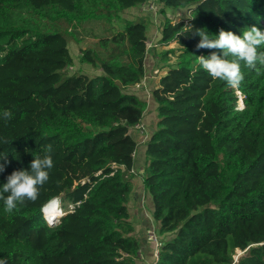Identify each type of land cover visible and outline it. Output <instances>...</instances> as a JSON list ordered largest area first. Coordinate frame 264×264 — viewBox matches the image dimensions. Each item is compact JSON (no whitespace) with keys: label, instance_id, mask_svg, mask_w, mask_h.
I'll return each mask as SVG.
<instances>
[{"label":"trees","instance_id":"trees-1","mask_svg":"<svg viewBox=\"0 0 264 264\" xmlns=\"http://www.w3.org/2000/svg\"><path fill=\"white\" fill-rule=\"evenodd\" d=\"M144 1L0 0V154L9 161L0 187L35 156L54 161L35 202L7 214L0 200L7 264H136L128 202L138 143L130 128L147 103L128 88L144 77L147 27L125 20L79 50V65L99 71L92 76L69 70L76 61L68 42H79L78 24ZM159 1L189 15L166 18L159 40L175 44L166 51L175 63L152 92L158 121L141 172L165 236L154 264H231L237 249L236 264H264V67L258 74L242 62L245 79L231 89L199 67L197 57L219 50L197 49L201 37L186 28L210 39L221 29L264 32V0ZM53 198L57 223L44 217Z\"/></svg>","mask_w":264,"mask_h":264},{"label":"clouds","instance_id":"clouds-1","mask_svg":"<svg viewBox=\"0 0 264 264\" xmlns=\"http://www.w3.org/2000/svg\"><path fill=\"white\" fill-rule=\"evenodd\" d=\"M195 35L201 37L196 45L197 49L207 48L216 49L210 56H199V67L206 71L213 79L226 82L231 89H238L245 79L242 71L243 66L260 73L264 67V32L256 26L247 28L242 35H237L231 31L221 29L216 39H210L209 34L202 29H192ZM231 57V59H229ZM5 121L12 118V112H3ZM51 145H48L46 152L51 153ZM0 173H3L9 164L7 155L0 154ZM54 167L51 155L43 157L35 156L30 164V170H15L8 177L7 182L0 187V200L4 203V211L12 214L19 210V206L24 205L25 201L35 202L40 194V189L49 180L50 170ZM49 205L54 211H58V216H51L50 223H55L60 217V209L57 207L55 198L51 199ZM0 264H7L6 260L0 259Z\"/></svg>","mask_w":264,"mask_h":264},{"label":"rangeland","instance_id":"rangeland-1","mask_svg":"<svg viewBox=\"0 0 264 264\" xmlns=\"http://www.w3.org/2000/svg\"><path fill=\"white\" fill-rule=\"evenodd\" d=\"M153 1L156 7L155 10L151 9L147 3H143L119 12L118 17H103L99 19H90L84 23H80L75 28V31L77 32V35L80 38L78 42L79 44L74 43L72 41L68 42V45H70L69 50L76 61L80 54L79 50L83 49L86 46H95L94 43L99 37H102L106 33L111 32V30L110 31L109 29L107 30L108 27L110 29L118 30L122 28L125 20H129L132 22H137L140 20L143 21L145 27H147L146 29L147 36L149 35L153 39L151 42L150 41L151 38L149 39V37H147V42L149 44L152 43V45L156 44V46L151 45L152 47L147 49L144 42V46L146 50H149V53L147 52V54H145V59H144V68H145L144 77L141 80V82L128 88V91L134 92L140 99L145 100L147 103V107L144 111V119L142 122L139 123L140 127L136 128L135 126H133L130 128V132L136 137L137 143L139 145L143 144L146 141L147 134L151 133L152 132L151 130H154L156 128V123L158 121L156 115L157 113L156 102L152 96V92L157 87H159L161 83L160 78L164 76L168 71V65L172 66L175 63V57L171 53L166 52L168 49L173 48L175 44L173 42H170L169 44L166 45H162L159 43L163 21L166 18H169L171 22H177L179 19L178 18L179 16H175L177 11L180 12L181 14L180 16L183 19H186L189 15L187 8L176 9L166 6L163 2L159 0H153ZM144 41L146 40L144 39ZM162 56L168 57L166 62L162 60ZM81 67L82 66H80L76 61V63L73 64V66L70 67L69 70L75 71L80 68L79 70L83 71L84 73H87L90 76L95 74V73H89V72H93L91 68H88L87 66H85L86 68L84 67L81 68ZM240 98L241 97L238 96L236 102L238 108H239L238 105ZM149 116L151 118L147 119V117ZM148 121L149 123H147ZM132 169L138 172V175L135 176V182L133 184L134 188L139 183L141 187L144 188L143 184L141 183L142 168L136 169L132 167ZM84 181H86V179ZM132 199H133V195L131 196V199L128 202L131 222L136 225L142 219L141 217L147 218L148 221L152 220L148 202H145L144 199H142V201L140 202V207L144 214V216H141V214H139L140 213L139 209L133 205L134 202L132 201ZM68 208L70 209V205L68 206ZM145 210L148 211V214H145ZM57 222L58 220L55 221V223ZM154 223L155 221L153 222V224ZM156 226L158 228L157 224ZM143 233H144V229H143ZM235 253H236L235 257H239L243 253V251L238 250L235 251Z\"/></svg>","mask_w":264,"mask_h":264},{"label":"crops","instance_id":"crops-1","mask_svg":"<svg viewBox=\"0 0 264 264\" xmlns=\"http://www.w3.org/2000/svg\"><path fill=\"white\" fill-rule=\"evenodd\" d=\"M68 47L70 49V45H68ZM80 66H82L84 68H86L85 66H87L88 68H91V70L93 72H89V73H97V72H99L98 70H94L90 65H87V64H81ZM150 116L147 117V119L151 118ZM143 119H144V113H143V117H142L140 122H142ZM149 121L147 123H149ZM145 126H148V125H145ZM151 131H153V130H151ZM150 134L151 133L147 134L146 141L143 144H140V145L138 144V146H137V151L135 153L134 161H133V164H132V167H134L136 169L137 168H142L143 169V167H144L146 143H147V140H148V137H149ZM134 182H135V178H134ZM142 199H144L145 202H148L150 213H151V216H152V211H153L152 199H151L149 193L143 187H141V185L139 183L137 186H135V188L133 190V199H132V201L134 202L133 205L136 206L139 209V211H140L139 214H141V216H144L143 211L141 210V207H140V202L142 201ZM145 214H148L147 210H145ZM141 218L142 219L140 220V222H138L136 225L133 224L134 225V234L138 238L139 244L142 247H144V249H145V259L146 260H152L151 248H150V246H148L145 243L144 235H143V229H144L145 225L152 224L154 222L153 221L154 219L152 217V220L148 221L147 218H143V217H141ZM167 237H169V236H167Z\"/></svg>","mask_w":264,"mask_h":264},{"label":"built area","instance_id":"built-area-1","mask_svg":"<svg viewBox=\"0 0 264 264\" xmlns=\"http://www.w3.org/2000/svg\"><path fill=\"white\" fill-rule=\"evenodd\" d=\"M143 3H147L148 6L155 10V4H154V1L153 0H147V1H144L140 4H143ZM139 4V5H140ZM180 12L177 11L176 12V15L175 16H179L178 18V21L179 20H182L183 18H181L180 16ZM173 20V19H172ZM174 21V20H173ZM143 22V21H142ZM145 25V24H144ZM147 37H149V39L151 38L149 35L147 36V32H146V38H145V45H146V48L149 49L150 47L152 46H156V44L152 45V43H148L147 42ZM152 38L150 39V41L152 42ZM154 42V41H153ZM152 45V46H151ZM136 85V84H135ZM141 86V85H140ZM139 86V88H140ZM238 95L240 96V94L238 93ZM241 97V96H240ZM239 109L243 107V102H242V98H240V101H239ZM136 128L140 127L139 126V123L135 125ZM135 153L136 152H133L132 155L135 156ZM114 166V165H113ZM123 170L125 169V167L123 165L120 166ZM130 172L132 174V177H131V181L134 182V178L136 175H138V172L134 171L132 168H130ZM44 217H45V214H44ZM47 220H50V218H47ZM158 228L156 226V224L152 223V224H149V225H145V228H144V240H145V243L150 246L151 248V255H152V260H146L145 259V249L144 247H142L141 245H139L137 251H136V255H135V261H136V264H154L158 258V255H159V251L163 245V238L161 236V234L158 232ZM238 251V249L236 250ZM236 254V253H235ZM235 254H233V261L231 264H234V263H237V260H238V257H235Z\"/></svg>","mask_w":264,"mask_h":264},{"label":"bare ground","instance_id":"bare-ground-1","mask_svg":"<svg viewBox=\"0 0 264 264\" xmlns=\"http://www.w3.org/2000/svg\"><path fill=\"white\" fill-rule=\"evenodd\" d=\"M44 214H45V218L47 220V218H50L51 216H58L59 213H57V211H54L53 208L48 204L45 206L44 208Z\"/></svg>","mask_w":264,"mask_h":264}]
</instances>
